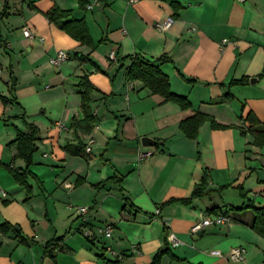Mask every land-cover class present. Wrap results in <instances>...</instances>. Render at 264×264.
Wrapping results in <instances>:
<instances>
[{"label":"crops","instance_id":"0c3cea01","mask_svg":"<svg viewBox=\"0 0 264 264\" xmlns=\"http://www.w3.org/2000/svg\"><path fill=\"white\" fill-rule=\"evenodd\" d=\"M4 6L0 0V14ZM54 7L84 19L94 45L50 22ZM168 18V29L156 28ZM24 27L37 37H26ZM61 50L69 59L55 66L50 59ZM136 56L157 63L191 107L128 80ZM0 69V95L19 102L0 98V226L20 227L29 239L0 232V264H152L164 248L157 264H234L229 252L236 246L247 250L244 264H264L252 209L232 211L264 205V145L255 144L246 119L251 112L264 129V0H8ZM84 76L94 87L91 130L83 125ZM239 79L244 83L230 84ZM196 112L230 127L206 121L189 139L180 122ZM25 121L39 133L22 185L12 170L27 168L14 142ZM145 136L156 143L143 145ZM144 152L151 154L140 158ZM205 176L210 193L192 198ZM229 188L238 191L233 203L223 198ZM81 206L90 207L82 217L75 212ZM208 213L231 220L192 234ZM99 225H112V236L101 235ZM87 228L103 238L88 239ZM171 233L182 244L172 246ZM54 239L61 246L52 257L47 245Z\"/></svg>","mask_w":264,"mask_h":264},{"label":"trees","instance_id":"16d2710c","mask_svg":"<svg viewBox=\"0 0 264 264\" xmlns=\"http://www.w3.org/2000/svg\"><path fill=\"white\" fill-rule=\"evenodd\" d=\"M8 9V0H5V6L0 14V18H3L7 14ZM48 19L50 22L55 23L61 29L66 30L70 33L74 38L79 40L83 44H90L94 45L92 42V37L90 35L89 29L87 27L86 21L84 19L76 20L72 19L71 11L70 10H62L58 7L52 8L47 13ZM67 19L66 21H64ZM163 59H160L162 61ZM128 80H140L144 82V84L149 87L154 94H160L164 97V101H173L178 103L182 109L186 110L191 107V102L189 101L188 97L184 95H180L174 93L171 90L170 80L166 73H164L159 65L155 62L145 61L144 59L136 56L132 58L131 65L128 68L127 72ZM245 79L234 80L230 84H243ZM80 87L83 89L82 92V106L85 113V120H84V129L91 130L95 123V117L92 112V97L91 92L93 91L94 87L87 76H84L80 83ZM11 91L14 92V85L11 86ZM0 98L3 100L5 104L9 103H16L19 104L17 98L13 97L9 99L5 96L0 95ZM247 121L250 122V130L253 132L255 136V144L259 146L264 145V129L259 127V124L262 122L255 118L251 112L248 113L246 117ZM210 121L212 127L215 129H224L230 127L229 125H223L218 123L214 118L211 116L204 114L202 112H196L194 114L188 115L184 117L180 122V129L185 134L186 137L189 139H196L198 137L200 127L206 122ZM26 130H17V138L14 141L18 148L17 157H22L27 164V168L23 173H19L17 171H13L12 173L15 179L22 185H27L26 183V175L29 173V166L32 163L33 154L36 151V141L38 139L39 128L27 121H25ZM243 133H246L243 131ZM206 184L207 179L206 176L203 178L200 184H197L193 193L192 198L196 197H204L208 195L210 192L206 191ZM242 195L245 192L241 191ZM191 198V199H192ZM190 199L184 200L188 202ZM251 208L253 211V220L251 223V227L258 232L260 235L264 237V205L258 207L254 204H250L243 207H232V211L235 213L242 212ZM0 232H13L17 238H19L20 242L22 243H29V239L25 237L22 233V229L15 225H11L9 223L3 224L0 226ZM58 241V239H54ZM54 240L48 242L47 245V254L52 255L53 249L51 248V244ZM168 240V235H167ZM167 249L164 248V251ZM162 251V252H164ZM157 254L152 264H157L158 257L162 253ZM54 257V255H52Z\"/></svg>","mask_w":264,"mask_h":264},{"label":"built area","instance_id":"2783aa9c","mask_svg":"<svg viewBox=\"0 0 264 264\" xmlns=\"http://www.w3.org/2000/svg\"><path fill=\"white\" fill-rule=\"evenodd\" d=\"M138 0H129L130 3H135ZM241 2H244L245 0H239ZM89 9L93 8L92 4L88 5ZM172 19L168 18L166 19L164 22H158L155 24L157 29L160 30H166L169 28V26L171 25ZM23 33L26 37L29 38H35L37 37V34L35 33V31L30 28V27H24L23 29ZM41 40H44L43 37H40ZM69 59V54L68 52L61 50L57 53L56 56H54L53 58L50 59V62L55 65V66H60L62 65L64 62H66ZM110 60L112 61H117V57H116V53L114 51L111 52L110 54ZM0 73H1V69H0ZM62 126V125H61ZM94 142V140H90L89 145L86 147V151L90 152L91 151V144ZM151 153L149 152H144V153H140V158H144L149 156ZM0 194L2 195H6V192L0 187ZM90 210L89 206H81V207H76L75 208V212L78 214V216L82 217L84 215H86ZM160 210L158 209L156 211L157 214H159ZM231 220V217L225 214H216L215 216H210V215H206V214H202L200 217V220L197 221L191 228V233L192 234H198L200 233L204 228H207L209 226H213V225H223L228 223ZM114 231V227L112 225H105V226H101L98 228V232L101 235H105L107 237H111ZM84 235L88 238V239H92V237H94V235H96V232H94L92 229H85L83 231ZM168 241L169 243L176 247L179 246L181 243V241L176 237L175 234L171 233L168 235ZM60 242L58 241H53L51 244V248L54 250H57L58 247H60ZM107 251L112 254L117 260H123L125 257L124 253H118L117 251H115L114 249L107 247ZM221 254V253H219ZM246 254H247V250L244 246H236L233 247L230 252H229V259L234 263V264H244L245 263V258H246Z\"/></svg>","mask_w":264,"mask_h":264},{"label":"rangeland","instance_id":"374dc122","mask_svg":"<svg viewBox=\"0 0 264 264\" xmlns=\"http://www.w3.org/2000/svg\"><path fill=\"white\" fill-rule=\"evenodd\" d=\"M237 195H238V191H235L232 188H229L227 191H225L224 196L223 195L222 196H223V198H224V200L226 202H228V203L232 202L233 203V201L234 202L237 201L236 200L237 199ZM208 215L215 216L216 214L208 213ZM99 226H105V225H99ZM95 231H97V230H95ZM96 233L98 234V232H96ZM98 236L103 238V236H101L100 234H98Z\"/></svg>","mask_w":264,"mask_h":264},{"label":"water","instance_id":"95a60500","mask_svg":"<svg viewBox=\"0 0 264 264\" xmlns=\"http://www.w3.org/2000/svg\"><path fill=\"white\" fill-rule=\"evenodd\" d=\"M254 79L257 80V78H252L251 82H254ZM156 143L155 140H153L151 137L145 136L142 138V144L145 146L154 145Z\"/></svg>","mask_w":264,"mask_h":264}]
</instances>
